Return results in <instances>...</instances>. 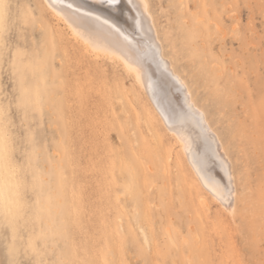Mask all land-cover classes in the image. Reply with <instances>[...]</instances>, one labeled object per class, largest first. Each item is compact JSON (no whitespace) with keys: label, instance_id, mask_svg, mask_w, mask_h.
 <instances>
[{"label":"rangeland","instance_id":"obj_1","mask_svg":"<svg viewBox=\"0 0 264 264\" xmlns=\"http://www.w3.org/2000/svg\"><path fill=\"white\" fill-rule=\"evenodd\" d=\"M200 1V8L196 10L192 0H148V5L157 22L165 54L224 145L236 182L231 235L237 253L233 256L229 248L222 246L221 230L211 221L203 222L201 228V238L208 235L203 250L210 252L208 264H264V0ZM33 10L34 6L28 5V26L36 24L32 19L36 17ZM46 13L44 11V15ZM44 15L49 19L48 14ZM199 17L200 21L196 22ZM22 28L17 31L24 32ZM32 39L34 43L27 40V45L14 48L27 55L22 71L18 64L11 68L12 61L9 66L0 67V103L6 110L11 105L10 119L15 125L13 133L11 129L6 130L13 142V135H24L27 137L24 148L29 152L33 147L37 150L33 171L26 174L18 169L15 143L12 147L14 170L19 177V197L25 200L27 209L17 221L15 231L14 247L19 250L20 264H187L188 245L195 248L196 232L189 230V209L192 208L194 217L201 213L198 201L202 188L183 160L177 142L159 126L157 132L164 143L172 147V159L166 171L155 160L149 162L145 155L138 157L135 149L137 160L132 169L128 150L116 127L117 123L123 125L124 120L117 102H112L111 111L107 113L112 126L104 133L96 130L95 123H87L81 117L77 131L83 141L81 178L68 179L66 199L71 202L65 201L57 178V157L72 148L59 141L57 127L64 123L58 94L61 85L58 67L50 60L47 59L45 73L48 94L41 105L27 112L16 107L19 79L23 77L26 87H35L39 78L33 75V69L36 61L45 59L38 54L44 52L40 36H32ZM13 53L11 50L8 57ZM13 69L17 73L11 79L8 76ZM91 95H94L92 99L96 97L94 93ZM79 102L70 95L62 104L74 117L81 113L79 106L86 103ZM72 124V128H77L78 123ZM95 135L100 156H94L93 164L86 163L87 149ZM119 155L125 159V168L119 167ZM101 156L104 161L98 167ZM71 169L74 170L75 165L67 164L65 170ZM33 172L38 177L37 182L33 181ZM33 183L35 192L31 187ZM114 188L122 192L117 202L113 199ZM162 191L170 193V198ZM36 193L40 194L39 203H36ZM146 199L151 205L160 202V208L154 206L149 215L150 248L144 245L135 227L127 230L126 220L131 222V217L119 215L120 207L126 212L134 205L142 209ZM78 205H81L80 210ZM2 218L0 213V237L7 239L0 238V261L5 260L8 251L4 245H13V232L8 229L11 222ZM167 229L173 241L168 240ZM30 242L35 253L29 247ZM248 243L251 253L246 247ZM192 255L197 262V252L193 251Z\"/></svg>","mask_w":264,"mask_h":264},{"label":"bare ground","instance_id":"obj_2","mask_svg":"<svg viewBox=\"0 0 264 264\" xmlns=\"http://www.w3.org/2000/svg\"><path fill=\"white\" fill-rule=\"evenodd\" d=\"M5 2L11 5L9 21L11 25V35L9 37V49L14 53L10 58L8 57L10 51L6 50L3 59L0 60V67H2V64L9 66L10 61H12L11 68L18 64L20 66L18 69L22 71L28 59L27 55L26 53L22 54L19 51H14V48L27 45V40L31 44L34 43L32 36H40L41 43L44 45V52H39V56L47 58L53 66L58 67L57 76L61 85L58 94L61 100V116L64 123L62 127H57V132L60 139L59 141L67 143L66 145L72 148V150L65 153L64 156L58 155L57 157V178L60 181V187L64 193L65 201L67 200L66 191L68 188V179L75 178L76 181V179L80 177L82 170L79 165L83 163L80 158L82 155L81 144H83V141H81L82 136L77 132L79 130L81 117H84V121L87 123H95V125L98 126L96 130H100L104 133L106 129L112 126V123L108 120L107 113L109 110L111 111L112 102L114 101L119 104L120 110L124 114L123 125L117 123L116 127L120 139L123 140L124 148L128 150V159L132 164V169L135 168L137 160L134 152L135 149L138 157L145 155L149 162L155 160L163 167V170L166 171V166L172 159V147L165 144L160 134L157 132V126H159L169 133L175 142H177L183 160L194 174L199 186L202 188V193L198 201V212L200 211L201 213L198 214L197 217H194L192 208L189 209V230H195L196 232L193 240L195 248H193V245H188V253L186 256L187 264H208L210 262V252L208 253L203 250V245L205 246L206 240H208V235H206L204 239L201 238L203 222L206 224L210 221L215 223L221 230L220 237L222 246L229 248L233 256L236 255L237 252L234 249L235 246L231 235V227L235 220L233 208L237 200V195L232 201L231 206L218 203L212 198L208 188L204 186L203 181L200 179V173L197 171L198 161L205 157L206 154L208 163L214 174L218 177L223 176L224 165L226 164L228 171L233 176L231 160L223 150L224 145L222 146L218 136L212 129L210 133L202 132L196 120L188 114L187 106L184 103L185 96L189 93L187 86L183 87L175 81L168 79L171 97L176 111L172 113L173 118L171 120H166L163 118L166 114L157 107L156 101L153 98V93L148 87L147 78L145 77L141 82H137L135 77L130 75L124 67V56H128L130 59L141 56L145 61L146 67L150 66V70L155 74L153 79L161 77L162 74L166 78L169 74H175V76L183 82V85H186L183 78L175 70L171 59L165 54L159 28L150 9L149 11L152 18L149 19L147 16H141L140 27H137L135 23V11H130L132 6L128 4L127 0H120L119 5L113 7L103 4L102 0H5ZM53 2L55 3V8L50 6ZM143 3L149 4L148 0H134V4L139 5L141 11L143 10ZM183 3L184 2L181 4ZM200 3V0H192L193 8H195V10L200 8ZM28 5L34 6L32 12L36 15V24H32L33 27L31 24L29 26L27 25L28 21H30L26 16ZM68 5H72L73 7L69 8ZM77 7L81 8V12L78 13L73 10ZM85 10L97 12L103 17L115 21L130 37L132 43L128 44L122 37L102 27L98 22L83 17L82 13ZM44 11L49 15V19L43 17ZM56 11H60L63 18L58 17ZM192 11H190V13ZM46 14L44 16H46ZM37 17H40V19L38 20ZM200 19L201 17H199V19L197 18L196 22H199ZM21 27L24 28V32L17 31V29H21ZM73 27L78 28L82 35H75L72 31ZM218 27L220 28V26ZM232 29H234V27H232ZM26 31L28 34L25 33ZM157 47L160 49L159 55L155 51ZM69 51H71L70 53H72V55H70ZM68 54L70 56H68ZM68 57H71V60ZM158 64L159 67L157 66ZM165 69L167 71H165ZM16 73L17 72L13 69L8 77L12 79ZM92 93L96 96L94 99H92V96H94L91 95ZM70 95H74L78 101H83L82 103L86 102L84 105H78L81 113H78V116L76 115L74 117L79 119L72 117L74 113L71 114L67 112L68 109L66 110L62 104V102L67 101ZM190 99L195 107L199 108L192 97H190ZM1 104L2 102L0 106ZM147 104L149 105L148 107L146 106ZM182 119L184 121L183 124H181ZM72 122L78 123L77 128H72ZM169 124H172L176 131L184 130V141H181L172 134L173 129L168 127ZM7 130L5 129L3 137L0 138V152H2L4 156L3 161L0 163L6 164L12 169L11 175L14 177V186L9 201L7 203L0 201V213L3 218L10 223L13 219L12 214L18 211L17 205H25V208L22 209V214L27 211V209L25 200L19 197V177L17 178L15 174V159L12 152L14 142L12 141L11 134ZM189 136L193 144L192 152L187 151V139ZM89 146L87 149L88 152L86 153L87 158L84 159V162L87 163L90 161L93 164L92 161L94 156L97 154L99 155L97 135H95L94 140L90 141ZM103 161L104 157L101 156L98 167L102 166ZM124 162V157L119 155L120 168H125ZM69 163H73L75 169H71V171L68 172L65 169ZM176 163L178 164V161H176ZM166 179L168 184V177ZM75 183L76 182H74V186L76 185ZM235 183L233 176L232 184L234 187ZM74 186L73 188H75ZM79 192L81 193V191ZM120 193L122 192L119 188L113 189V199L116 202L119 200ZM161 193L167 198H170V193H164L163 191ZM78 201L81 200L79 199ZM70 202L69 200V203ZM150 203V200L146 199L143 202V208L140 210L137 205H134L133 209L129 212L124 211L122 207H120L121 211H119V215H129L131 217V222L129 219L126 220L127 230L129 231L131 227H135L142 242L147 248H150L151 243V234L147 227L149 215L154 206H157V208L159 207L160 202H155L154 205ZM78 204L80 203L78 202ZM80 207L81 205L78 207L79 210ZM224 208L225 211L228 210L227 213L224 211ZM118 224H120V219H118ZM167 235L168 240L173 241L172 233L169 229H167ZM249 244L250 243H248L246 247H249ZM250 248L251 247L248 248V251ZM251 250L252 249H250V253ZM193 251L197 252V262L192 255ZM221 251L223 252V250Z\"/></svg>","mask_w":264,"mask_h":264},{"label":"snow or ice","instance_id":"obj_3","mask_svg":"<svg viewBox=\"0 0 264 264\" xmlns=\"http://www.w3.org/2000/svg\"><path fill=\"white\" fill-rule=\"evenodd\" d=\"M128 4L132 7L130 11H135L136 15V26L140 27V17L147 16L151 19V13L149 11V5L147 3H143V10L139 5L134 4V0H127ZM103 4L108 5L109 7L117 6L120 3V0H102ZM51 7L55 8V3H51ZM69 8H72V5H68ZM10 9L11 5L6 3L5 0H0V60L3 59L4 52L9 50V37L11 35V25L10 21ZM76 12H81V8L77 7L73 9ZM56 15L58 17L63 18L62 13L60 11H56ZM83 17L94 20L98 22L102 27H105L118 36L122 37L124 41L128 44L132 43L130 37L119 27V25L106 17H103L101 14L97 12H93L91 10H85L82 13ZM35 20V17L32 18ZM67 22V21H66ZM150 30V29H149ZM72 31L75 35L79 36L82 33L78 30V28L73 27ZM54 47V45H53ZM156 53L160 54V49L157 47L155 49ZM123 64L125 69L128 71L130 75L135 77L137 82H141L145 77L148 80V87L151 89L153 93V98L156 101L157 107L161 109L164 115V119L171 120L173 118L172 113L176 111L175 106L173 105L170 86L168 84V79L175 81L177 84H180L183 87V82L179 80L175 74H169L166 78L163 74L161 77L157 79H153L155 75L151 70L150 66L146 67L145 61L141 56H136L135 59H130L128 56L123 57ZM159 67V64L157 65ZM48 71L47 58L43 60L36 61V66L33 69V75L38 76V82L35 87L28 86L26 87L24 84L23 77L19 79V96L17 98L18 102L16 104L17 109H23L27 112L29 109L35 110L37 107L41 105L42 99L45 95L48 94V85L45 73ZM165 71H167L165 69ZM43 85V86H41ZM191 93H187L185 96V105L188 109V114L192 116L193 119L196 120V123L201 128L202 132H211V127L208 125V121L206 119V115L199 108H196L194 103L190 99ZM11 105L6 110L4 107L0 106V138L3 137L5 133V129H11L12 133L15 130V125L13 121L10 119L11 117ZM183 119L181 120V124H183ZM168 127L173 129L172 134L176 136L181 141L185 140L184 130L176 131L172 124H169ZM27 139L24 135H13V140L16 146V151L19 154V164L18 169L26 174L30 171H33V157L36 153L35 147H33L32 151L29 152L24 148V141ZM214 142V136H213ZM187 151H193V144L191 137L189 136L187 139ZM24 149V150H22ZM4 159L3 153L0 152V162ZM197 171L200 173V179L203 181L204 186L208 188L210 195L214 200L222 205L231 206L232 201L235 199L237 193L236 189L232 184L233 176L228 171L227 165H224V175L217 176L213 173L211 166L208 163L206 154L205 157L201 158L198 161ZM38 177L33 172V181L37 182ZM227 181V182H225ZM33 191L35 192L36 184L33 183L31 185ZM39 193H36V203H39ZM22 205H17L18 211L13 213V219L8 229H11L13 232V245L5 244L4 247L8 249L6 252V258L4 261H0V264H20L19 260V250L14 247L15 240V231L18 226V220L22 219ZM235 211V209H233ZM42 235H44L42 233ZM2 239H7V237H0ZM46 238V237H45ZM29 247L32 248V251L35 253L36 249L31 244Z\"/></svg>","mask_w":264,"mask_h":264},{"label":"clouds","instance_id":"obj_4","mask_svg":"<svg viewBox=\"0 0 264 264\" xmlns=\"http://www.w3.org/2000/svg\"><path fill=\"white\" fill-rule=\"evenodd\" d=\"M11 171L12 169L6 164L0 163V201L5 203L9 201L14 186Z\"/></svg>","mask_w":264,"mask_h":264}]
</instances>
